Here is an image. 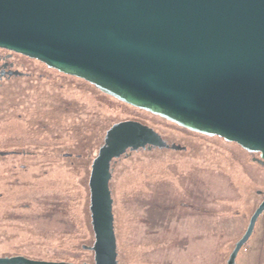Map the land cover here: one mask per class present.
I'll use <instances>...</instances> for the list:
<instances>
[{"label": "rangeland", "instance_id": "1", "mask_svg": "<svg viewBox=\"0 0 264 264\" xmlns=\"http://www.w3.org/2000/svg\"><path fill=\"white\" fill-rule=\"evenodd\" d=\"M24 59L21 70L31 76L0 84V150L21 152L14 176L3 167V182H14L0 190V255L91 264L93 253L82 247L94 240L90 165L105 131L132 119L186 148L139 149L112 164L118 264H225L262 198L258 155ZM235 264H264V212Z\"/></svg>", "mask_w": 264, "mask_h": 264}, {"label": "water", "instance_id": "2", "mask_svg": "<svg viewBox=\"0 0 264 264\" xmlns=\"http://www.w3.org/2000/svg\"><path fill=\"white\" fill-rule=\"evenodd\" d=\"M0 47L80 78L182 128L233 142L264 166V0H0ZM183 150L136 120L106 131L88 177L93 264H118L112 164ZM262 200L225 264L264 212ZM0 264H77L23 256ZM86 264V263H84Z\"/></svg>", "mask_w": 264, "mask_h": 264}, {"label": "flooded vegetation", "instance_id": "3", "mask_svg": "<svg viewBox=\"0 0 264 264\" xmlns=\"http://www.w3.org/2000/svg\"><path fill=\"white\" fill-rule=\"evenodd\" d=\"M24 58L33 59V58H30V57L25 56L23 54H20V53L14 52L12 50L6 49L4 47H0V84L2 83V81H8V80H12L14 78H22V77L31 76V72H29L28 70L27 71L21 70V68L25 67V65L27 64V61ZM130 120H132V119H130ZM183 147H185V146H183ZM183 150H185V149H183ZM20 153L21 152H19L17 150H7V151L0 150V190H2L3 186L13 188V182H14L13 179L14 178H12L11 182H3V167L7 168V171H8V169H10V171H8L9 175L14 176L13 175V173H14L13 167L15 166V163H16L15 159ZM255 154L258 155V153H255ZM7 157H10L11 159L7 161L6 160ZM5 174H7V173H5ZM2 194L3 193L0 192V204H2L5 201V199H3ZM261 197H262V195H261ZM261 200H262V198H261ZM7 201H9V200H7ZM12 256H23V257L28 258L27 256L21 255L18 253L0 255V257H12ZM91 264H93V256H92Z\"/></svg>", "mask_w": 264, "mask_h": 264}]
</instances>
